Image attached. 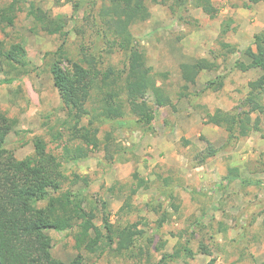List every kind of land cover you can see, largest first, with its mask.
<instances>
[{
	"label": "rangeland",
	"instance_id": "obj_1",
	"mask_svg": "<svg viewBox=\"0 0 264 264\" xmlns=\"http://www.w3.org/2000/svg\"><path fill=\"white\" fill-rule=\"evenodd\" d=\"M31 1L41 6H52L48 0H0V11L9 4L18 3L14 25L9 26L6 21L0 25V41L5 50L20 44L25 51L23 60L29 64V69H34L28 75L21 74L11 85H0V109L15 122L5 147L12 150L19 160L33 155L37 137H43L55 155H62L61 148L51 142L47 133L49 125L62 128L66 111L49 73L51 59L45 58L46 53L57 51L66 42L68 56L76 61L81 47L85 45L101 55L105 68L122 70L129 63L128 54L118 46L112 48L113 53L110 54L107 40L98 33L102 25L98 22L96 27L92 22L107 0H71L74 13L65 19L62 30L68 33L66 39L55 35L37 36L36 29L31 28L32 18L28 16L27 7ZM145 1L150 9L156 4L167 6L170 2ZM244 3L245 0H235L231 7L237 11L244 8ZM212 4L222 9L227 5L223 6L221 2ZM179 8L182 12L172 20L177 23L170 24L166 29L161 27L155 31L148 20L136 22L131 27L135 48L144 56L152 73L158 75L157 84L163 88L171 103L158 108L153 93L147 95V103L156 111L154 130L144 132L136 126L128 128L125 119L119 123L110 122L102 127L101 138L106 131L113 130L116 132L115 144L124 149L114 155L113 161L105 158L102 145L88 160L61 165L69 176L78 174L90 179L88 188L80 184L76 189H84L93 201L105 202L114 224L124 228L139 223L137 230L143 231L145 238L137 241L132 252L119 254L109 249L105 253L89 252L85 247L76 248V230L65 233L51 230L48 234L53 239L52 254L65 263L80 254L84 264H159L163 252L177 256V245L182 242L189 245L196 256L194 259L176 257L172 264H209L212 259H215V264H264V113L252 115L261 119L259 132L233 143H229V134L223 128L206 124L208 114L217 109L231 111L243 104L250 92V82L261 77L260 70H256L259 74L250 73L251 80L247 83L248 76L235 68L237 61L249 62L244 51L254 45V30L245 32L243 24L227 23L230 26L228 35L220 33L215 37V34L208 33L204 36L206 45L214 43L223 46L228 42L233 47L227 51L228 54L222 55L233 57L235 63L229 64L228 58L224 59L225 71L220 74L224 78L234 75L239 83L232 86L233 92H226L227 97L216 100L213 96L215 92L204 91L203 84L186 83L182 74L179 76L177 73L181 66L165 65V56H156L159 47L161 52L169 46L175 49L173 46L177 45L175 39L178 38L180 25L202 31L219 16L213 19L205 15L203 8H193L204 15V18L194 19L186 14L188 6L182 3ZM87 17L89 20L85 21ZM203 51L205 49L196 53L195 62L206 59L215 63L217 55H220L217 50H207L208 57L203 58ZM67 65L65 62L64 67ZM216 65L219 67L217 62ZM217 70L207 72L215 73ZM186 86L188 89H185ZM182 94L190 96L180 98ZM209 148L215 149L216 155L198 166ZM135 174L148 181L149 188L133 194ZM230 174L238 176L237 179L228 182L226 177ZM67 187L66 184L65 189ZM170 193L174 194L180 207L178 212H174L170 205ZM159 205H162L160 212H155L154 207ZM164 211H169L170 220L157 229V222ZM95 223L102 227L101 218ZM225 228L227 231L221 233ZM154 235V244L150 247L147 239ZM161 239L167 241V246L162 252H157L155 246ZM203 246L211 256L201 253Z\"/></svg>",
	"mask_w": 264,
	"mask_h": 264
},
{
	"label": "trees",
	"instance_id": "obj_2",
	"mask_svg": "<svg viewBox=\"0 0 264 264\" xmlns=\"http://www.w3.org/2000/svg\"><path fill=\"white\" fill-rule=\"evenodd\" d=\"M62 1L70 0H55L57 4ZM261 1L264 0H247L244 8L250 9L252 4ZM189 3L190 0L183 2L185 7L203 8L211 18H215L216 10L211 0H193L191 5ZM16 6L18 3H12L0 11V25L3 21L9 26L14 25ZM9 11V15L6 14ZM180 11L182 12V8ZM29 14L38 22H44L49 34L60 33L64 39L68 36V33L62 31L65 19H54L38 7H32ZM150 18V8L145 0H107L95 16V21H92L96 27L98 22L102 25L98 33L107 40L111 48L110 54L113 53L112 48L117 46L128 54L129 63L122 70L105 68L101 55L85 45L81 47L77 61L68 56L66 42L57 51L45 54V58L51 59L49 73L66 111L62 128L56 129V126L49 125L47 129L51 142L57 143L61 148V156L55 155L48 148L43 137H37L33 155L25 160L17 159L15 153L5 147L9 133L15 128V122L0 109V264H84V258L80 254L69 263L53 256V239L48 234L51 230L58 233L76 230V248L80 250L85 247L89 252L105 253L107 249L119 254L132 252L137 241L145 238L146 234L137 230L139 223L124 228L114 224L105 202L93 201L84 189H76L80 184L88 188L90 179L78 174L69 176L61 165L64 162L88 160L102 145L105 158L113 161L114 155L124 149L115 144L116 132L113 130L106 131L101 138L105 124L119 123L125 119V126H129L128 128L136 126L138 130L152 132L156 111L147 103V95L153 93L158 108L171 104L163 88L157 84L158 75L147 67L144 56L133 44L132 25ZM88 20V17L85 18V21ZM254 46L255 49L248 47L244 51L249 59L248 63L237 61L235 64V68L241 72L253 69L262 72L258 80L250 82V92L245 102L231 111L217 109L207 117L206 124L223 128L229 134V143L261 130L260 117L253 118L252 115L264 113V32L255 35ZM24 52L20 44L5 50L0 41V78L4 76V79H0V85H11L21 74L28 75L31 70L34 71L23 60ZM65 62L68 65L64 67ZM217 69L216 62L206 59L181 65L184 80L192 85L196 84L203 71ZM223 86L224 76H219L215 81L207 83L204 91L217 92ZM189 96L182 94L180 98ZM113 147L116 149L112 150ZM216 153L215 149L209 148L198 166L205 164L207 158L214 157ZM237 177L230 174L226 180L232 182ZM245 183L250 184L249 181ZM134 186L136 188L132 192L136 194L140 189H148L149 183L135 174ZM169 198L172 209L178 212L180 207L175 202L174 194L170 193ZM156 207L154 211L160 212L162 205ZM100 218L102 227L95 223ZM169 220V211H164L157 222V229L162 228ZM226 231L225 228L220 232ZM154 239L155 235L148 237L150 247L154 244ZM166 246L167 241L161 239L155 248L157 252H162ZM177 246V256L163 252L159 264H172L176 257L195 258L196 253L189 245L179 242ZM140 252H144L143 248ZM202 252L212 255L204 246ZM215 262L212 259L209 264Z\"/></svg>",
	"mask_w": 264,
	"mask_h": 264
},
{
	"label": "crops",
	"instance_id": "obj_3",
	"mask_svg": "<svg viewBox=\"0 0 264 264\" xmlns=\"http://www.w3.org/2000/svg\"><path fill=\"white\" fill-rule=\"evenodd\" d=\"M185 1V0H184ZM182 0H170L169 4L166 5H161V4H156L150 9L151 12V19L148 20V24L150 27H152L153 30L156 31L158 28L160 30L161 27L167 28L170 24L171 26L173 23H177L175 21H172L173 18L177 17L180 12V5L184 2ZM192 2V0H190ZM215 4H219L220 2L225 6V9H222L220 6L214 7L216 5H213V7L216 10V16H218L217 20L213 21L212 23H209L207 25L206 30L198 31L195 29L190 30L186 26L180 25L178 27L179 33L178 38L175 39L177 45H174L173 48L170 46L166 48L163 52H161V48L159 47V50H157L156 56L164 55L166 58L165 65H171L175 67H180L183 64H192L195 62V55L196 53L200 52L202 49H205L203 51V58H207L208 55L206 54V51L210 50H217L220 55L218 56V59L216 60L217 64L219 65L217 72L215 73H208L207 71H203L205 75H199L197 78V84H203L204 89L209 82L215 81L219 76H223L220 73L225 71L224 64L226 58H228V55H222V53H227V51H230L233 47L230 45V43H225L223 46H219L214 43H210L208 45L204 44V36L207 35L208 33H213L215 34V37H218V35L221 33L224 34L226 33L227 35L230 33L229 28L230 26H227V23L231 24L234 23V25H239L243 24L245 28V32L250 30H254L253 37H255L256 34L264 32V1H261L257 4H252L250 9L246 8H239L237 11H235L234 8L231 7L233 2L235 0H211ZM161 2V1H160ZM158 2V3H160ZM247 2V0H245ZM51 3V5L44 6L41 4H37L34 1L29 2V5L27 7L28 9V16L31 17V28H35V33L37 36H54L58 37L59 34H49V30L46 27L47 25L44 22H38L33 16H30V10L32 7H38L41 8L42 11L47 13L49 16H51L54 19H67L70 18L73 13V4L72 1H62L60 4H57L55 0H48V4ZM63 3V5H61ZM229 4V6H228ZM178 8V9H177ZM186 14H188L191 17L195 18H204V15L200 13V11L194 10L192 7L188 6ZM206 16L209 17V14L205 11V9L202 10ZM215 16V18H216ZM213 18V19H215ZM248 18V19H247ZM197 20V19H196ZM179 26V25H178ZM233 27V26H232ZM31 30V29H30ZM59 38V37H58ZM254 39V38H253ZM207 47V49H206ZM253 49H255L254 45H251ZM217 48V49H216ZM156 50V49H155ZM233 52V51H231ZM232 58H228L227 62L230 64V62L233 64L235 61H233ZM257 69L250 70L248 72H243L245 73L246 76H248V81L247 83L251 80L250 79V73H257ZM219 71V72H218ZM261 72V71H260ZM178 75L180 76L181 69L178 68L177 71ZM208 73V74H206ZM259 73H257L258 75ZM262 72L260 73V75ZM239 81L234 78V75H228L227 77L224 78V86L221 90L215 92L213 94L214 98L217 100H220L222 97H227L226 92L232 91L233 92V85L238 84ZM244 83V82H243ZM248 89V88H246ZM206 93V92H205ZM210 93H208L209 95Z\"/></svg>",
	"mask_w": 264,
	"mask_h": 264
}]
</instances>
